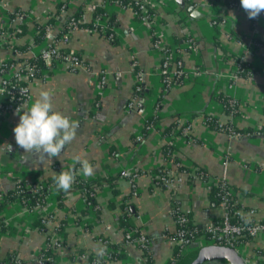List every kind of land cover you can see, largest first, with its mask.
<instances>
[{
	"label": "crops",
	"instance_id": "obj_1",
	"mask_svg": "<svg viewBox=\"0 0 264 264\" xmlns=\"http://www.w3.org/2000/svg\"><path fill=\"white\" fill-rule=\"evenodd\" d=\"M60 1L63 0H0V27L6 31L12 28L7 43L26 45L27 50L20 55L37 54L51 42L59 24L56 22L55 29L48 28L39 43L33 42L36 34L33 24H43ZM143 1L154 11L150 21L135 18L130 8L116 0H67L65 13L72 14L82 6L83 21L91 19L96 5L114 15L117 43H109L93 29L74 28L65 46L79 53L85 67L70 71L59 62L47 66L41 76L29 81L27 107L41 90L51 89L54 108L79 122L76 138L58 159L38 160L23 152L13 133L19 122L16 111L5 112L0 118V192L11 189L17 178L31 180L35 172L49 177L65 171L77 155L95 166L91 177L77 176L84 179L115 176L112 186L104 183L96 188L99 214L89 207L82 213L86 206L76 189L65 193L60 208L53 189L40 206L27 208L17 200L6 204L0 213L7 226L0 232V258L14 251L23 264H34L33 259L44 247L45 234L32 222L40 213H52V220L46 222L48 232L50 237H59L63 242L56 248L55 264H78L70 251L95 249L100 237L120 243L124 253L122 258L104 264H146L137 244L122 242L124 233L117 223L121 205L131 201L128 204L132 218L139 231L148 237L147 249L153 264H166L173 256L170 235L175 232V223L169 213L172 199L190 212L192 222L198 226L221 217L223 211L209 201V181L197 179L189 185L183 182V177L180 182L174 179L166 186L152 184L147 171L158 165L167 167L174 177L182 175V171L176 170L179 164L162 155L163 144H171V155L190 171L201 167L211 177H223L234 188L241 205L246 210L253 209L251 217L264 219V134L236 136L217 131L208 127L202 115L206 113L223 122L228 119L241 128H258L264 123V16L255 18L249 28L247 14L228 7L224 0L188 3L194 6L195 15L182 11L173 0ZM15 11L24 12L25 20L17 18ZM216 16L222 20L214 23ZM95 22L105 26L102 17ZM20 24L25 26L22 34H18ZM156 40L163 49L170 48V54L172 51L182 57L183 77L167 90H162L160 83L163 49L155 46ZM56 42L59 48L63 45ZM240 55L253 66L251 76L234 74L232 56ZM12 56L9 48L0 46V61ZM135 85L139 94L133 95ZM217 92L237 100V114L227 116L222 112L221 104L213 96ZM152 115L156 121L143 130L145 119ZM172 121L177 126L164 134L163 129ZM181 124L183 128L178 133ZM7 145H11V151ZM137 170L142 173L130 180L127 175ZM132 187L136 193L126 201L124 198L130 195ZM241 214L247 216L245 212ZM60 219L65 223L55 231L53 227ZM241 246V254L238 252L241 257L253 258L258 250H264V236L253 237Z\"/></svg>",
	"mask_w": 264,
	"mask_h": 264
},
{
	"label": "trees",
	"instance_id": "obj_2",
	"mask_svg": "<svg viewBox=\"0 0 264 264\" xmlns=\"http://www.w3.org/2000/svg\"><path fill=\"white\" fill-rule=\"evenodd\" d=\"M121 6L130 8L133 13L134 17L137 19H141V17H145L146 20L153 19L154 11L153 9L148 6L143 0H116ZM186 4H195L194 0H185ZM233 2H239L240 0H224V3L230 7ZM67 0L60 1L56 4L54 11L49 14L45 22L38 23L35 22L34 28L36 30V34L34 36V43L41 42L46 37V32L48 28L55 29L57 27V24H59L58 29H55L56 32L53 35V39L56 41L62 42V46L59 48V57L62 58L65 54L70 52L65 44L67 42V37L69 35V28H82V29H93L97 31L100 35L104 36L106 39L109 40V43L116 44L117 39L115 37L114 33V26L116 24L114 15L107 14L106 11L103 9V7L96 5L92 9V16L89 21H83L81 20L82 17V6L78 8L77 11H75L72 14L65 13ZM182 11L185 12L184 9ZM16 13V11L14 12ZM102 17L104 19L105 26L103 27L102 24H98L95 22V19ZM222 17L216 16L213 18L214 23L221 21ZM181 19L179 20V22ZM57 22V24H56ZM255 22V19L249 18V28L253 27V24ZM19 32L18 34H22L25 31L24 24L19 25ZM8 33L12 32V28L7 29ZM155 37L152 36V40L154 42ZM178 38H175V41ZM3 47L9 48L13 52V56L7 60L4 61L5 64L9 65L11 63H16L21 65V67L27 66L28 69H25L27 71V79L30 81L34 77H39L42 74L43 69L47 67L45 61L41 58L40 54L37 53L34 56L26 57L23 55H20L21 52H25L27 50L26 45L21 46H15L11 45L10 43H5L2 45ZM165 47H169V45H166ZM250 48V47H249ZM248 48V49H249ZM170 49V48H166ZM187 51V50H186ZM74 55L79 57V53L76 51H72ZM180 54L175 57V60L180 59L182 60V57ZM232 59H234V74L236 76H242V77H248L251 76L253 72V66L250 62L247 60H244L241 55L240 56H232ZM59 60H54L51 62V65H55L59 63ZM237 64V67L235 65ZM179 68L183 69V66L181 65ZM183 77V75H182ZM181 81V78H179L177 81L171 82V84L179 83ZM27 81L23 79H14L11 78L9 83L6 85L5 89L0 92V118L5 112L12 111L14 106L17 104L19 99L23 98V89L27 86ZM162 86V85H161ZM163 90V87H162ZM138 93V89L136 88V85L133 88V95ZM139 94V93H138ZM214 98L216 101H218L222 106V112L225 115H233L238 113L239 105L237 100L233 99L232 97L223 94L222 92H217L214 95ZM158 105V104H157ZM262 113L264 115V106L262 107ZM203 117L206 115L202 114ZM210 117V116H209ZM155 115H152L145 119V122L142 126L143 130L148 129L150 125H152L155 122ZM206 124L209 128L217 130V131H223L227 132V127L231 129L233 133H237L240 136H251V135H257V134H264V123L258 127V128H252V127H237L233 125L228 119L223 123H218L216 117L211 116L208 121H206ZM177 126L176 121L170 122L164 129V134H169L172 130V128ZM178 133H181V129L183 128V124L179 125ZM229 134V133H228ZM173 150V147L171 144H163L161 146V152L165 159L173 162L178 163L179 165H176L177 171L182 172H188V175H184L183 182L185 184H192L195 180L200 179L203 182H206L207 178L211 177L203 168L195 167L193 174H189V169L186 167H183L178 162V158L174 155H171V152ZM69 167L66 168L65 171L68 170ZM168 170L167 167L163 165H158L154 168L149 169L147 172L151 176V182L154 185L157 186H164L162 183V177L165 176L166 171ZM60 173V172H59ZM58 173V174H59ZM142 171L137 170L136 172L130 173L127 175V177L131 180L132 178L136 177L137 175L141 174ZM146 173V172H145ZM39 172H35L31 175V180L27 181L25 179H19L17 178L13 187L11 189H8L5 192H0V213L3 210L4 206L14 200H17L20 202L21 205L26 206L27 208H33L35 206H40L44 203L45 196L50 192V190H55L57 192V207L60 208L63 205V199L65 198L64 191H57L56 188L53 186L54 182L52 180V176L49 177H41L39 176ZM115 176H107V177H96L94 179H84L79 176L76 177V180L74 184L72 185L71 189L78 190L85 202V209L82 210V213L85 214L88 209L86 208H92L99 214L100 207L98 206L96 200H95V192L96 188L100 186L101 184L107 183L110 184L112 180H114ZM214 178V177H212ZM28 184V186H26ZM33 185H36L34 187ZM112 186V184H110ZM228 186L232 189L234 192V188L228 184ZM220 189L219 187H213L208 191V198L209 201L214 203L215 205L220 206ZM113 192L116 194L117 191L113 189ZM130 195L128 197H125L126 201L131 199V196L133 193H136L135 187H132L130 191ZM228 196L227 199V211L228 215L231 221H239L242 223H248L253 220L251 217H247L242 215L241 213H238L237 210L245 209L246 207L242 206L241 202L238 200L237 195L234 193ZM242 192V191H241ZM177 201L176 199L171 200V204ZM132 203L129 202H123L122 206V212L117 216V223L118 226L122 229V232L124 233L123 237V243L125 242H134V240L139 235H144L139 231V226L136 224V222L132 218L131 210L129 209V204ZM108 205H112L109 203ZM172 217L173 220L177 219L179 216H184L187 219L186 225L188 228L194 230V235H199L204 233V225L198 226L196 223H193L191 220V214L190 212H181L179 209L172 207ZM53 214L48 213L45 216L38 214L32 224L34 227H36L38 230H41L45 234V246L39 251V253L36 255V257L33 259V262L35 259L41 257V258H48L43 264H55L54 258L56 255V248L62 245V241L58 238H55L56 244H51V237H50V231L48 232V228L46 225V221L52 220ZM221 217H214L212 219V223L219 224L221 222ZM264 220V219H262ZM57 225L53 227L55 231H58L61 229L62 225L65 223L64 219H60L57 221ZM89 225H87L88 227ZM86 227V228H87ZM7 229V226L5 225L2 217L0 216V232L5 231ZM130 232V233H128ZM171 236H174V234H171ZM145 238L148 239L146 235H144ZM209 237L206 236L205 240H207ZM242 239L243 242H248L250 239L247 236H244ZM99 240L106 241V245L109 247V250L107 251V257L101 258V264H104L108 261L117 260L123 257V252L121 249L120 243H114L110 242L106 237H100ZM99 242V241H98ZM208 243L205 241V244ZM58 244V246H56ZM54 245V246H53ZM138 247H140L138 245ZM97 248V247H96ZM95 248V249H96ZM142 250V255L145 258L146 264H153L151 254L149 253L147 246L146 247H140ZM95 249H84V248H76L72 249L71 252V258L76 261L78 264H91L93 260H97V253ZM183 255V254H182ZM181 255L177 254L176 246L173 245V256L172 258L167 261L166 264H172L175 260H177ZM0 264H23V260L18 257L17 253L7 252L3 257L0 258Z\"/></svg>",
	"mask_w": 264,
	"mask_h": 264
},
{
	"label": "built area",
	"instance_id": "obj_3",
	"mask_svg": "<svg viewBox=\"0 0 264 264\" xmlns=\"http://www.w3.org/2000/svg\"><path fill=\"white\" fill-rule=\"evenodd\" d=\"M231 8L236 7L243 10L239 2H233L230 6ZM17 18L21 20H25L26 14L24 12H17L16 13ZM259 16H264V13H261ZM258 16V17H259ZM141 19L146 20L145 17H141ZM74 29V27L69 28V32ZM48 31V30H47ZM47 34V32H46ZM8 32L5 30V28L0 27V46L4 45L8 42ZM51 42L47 43L45 46H43L39 50V54L41 58L45 61L47 66L51 65V62L54 60H59L61 63H63L70 71L77 70L79 68H84L85 65L81 59V57H77L73 54L72 51L65 54L62 58L59 57V47L57 45L56 40L53 39V36L50 38ZM155 46L163 49V45L159 40H156ZM162 47V48H161ZM175 57L177 55H173V52L168 49L162 50V60L160 62L159 66V74H160V83L163 87V90H166L167 87L170 85L171 82L177 81L179 78L183 75V69L179 68L182 65V61L180 59L175 60ZM5 61V60H4ZM4 61H0V92H2L6 85L9 83L11 78L14 79H23L27 81V86L23 89V98L19 99L17 104L14 106L12 110L16 111L18 107H20L22 104L25 105L26 101L28 99V79H27V71L25 69H28L27 66L21 67V65L16 63H11L9 65L5 64ZM237 67V64L235 65ZM140 79V78H139ZM104 77L101 76L100 81H103ZM23 109H21L22 111ZM212 115L206 114L203 117L204 122L209 120V118ZM215 117V116H214ZM217 119L218 123H223L220 119ZM227 131L230 134H234L238 136L239 134L233 133L229 127H227ZM192 169L189 171V174L195 173ZM188 172H182V175L180 176H173V172L170 170L166 171L165 176L162 177V183L164 186L170 184L172 180H176L180 182L184 175H186ZM188 175V174H187ZM134 179V178H132ZM131 179V180H132ZM210 182L212 188L213 187H219L220 189V207L222 208V216H221V222L219 224L208 222L204 225V233L199 235H194V230L188 228L186 225L187 219L184 216H179L177 219L174 220L175 223V232L173 233L174 236L170 235V241L173 245L176 246L177 254L182 255L188 250H190L192 247L191 245L193 243H196L197 245L205 244V241L208 243H218L222 245H226L229 247L234 248L237 252H240L241 254V244L244 243L242 239L244 236L249 237V239H252L253 237H256L258 235L264 236V220H251L250 223L247 221L246 223H242L239 221H231L228 215L227 211V199L228 196L232 194V189L228 186L227 181L221 177V178H212L208 177L206 179ZM28 186V184L26 185ZM36 187V185H33ZM234 194V192H233ZM171 206L179 209L181 212H185V210L182 208V205L179 201H175L174 204L172 203L170 205L169 213L172 215ZM238 213L245 212L247 214V217H250V215L253 213V209H240L237 210ZM46 214H43L45 216ZM47 222V221H46ZM208 236L209 238L205 240V237ZM148 239L144 237V235H139L135 240L134 243L139 245L140 247H146L147 246ZM51 244H56L55 237H51ZM99 245H106V241L99 240ZM45 246V245H44ZM54 246V245H53ZM58 246V244L56 245ZM107 246V245H106ZM109 250V247L107 246V251ZM103 257H107V252ZM243 260L246 264H264V250L260 251L258 250L257 253H255V256L253 258H246L243 257ZM48 258H37L34 261V264H43ZM95 260L91 262V264H94Z\"/></svg>",
	"mask_w": 264,
	"mask_h": 264
},
{
	"label": "clouds",
	"instance_id": "obj_4",
	"mask_svg": "<svg viewBox=\"0 0 264 264\" xmlns=\"http://www.w3.org/2000/svg\"><path fill=\"white\" fill-rule=\"evenodd\" d=\"M240 5L250 19L264 13V0H240ZM53 97V90H41L30 107L23 104L18 107L16 113L19 115V122L13 128L15 142L24 153H30L38 160L47 159L50 162L53 157L58 159L65 147L76 138L79 127L78 121L54 108ZM21 109L23 114H20ZM7 146V150L11 151V145ZM77 164L79 168L76 167ZM94 172L95 166L88 159L77 155L67 171H61L59 174L54 172L53 186L57 191L68 192L77 175L91 177ZM95 251L96 264H101L107 246L98 245Z\"/></svg>",
	"mask_w": 264,
	"mask_h": 264
},
{
	"label": "water",
	"instance_id": "obj_5",
	"mask_svg": "<svg viewBox=\"0 0 264 264\" xmlns=\"http://www.w3.org/2000/svg\"><path fill=\"white\" fill-rule=\"evenodd\" d=\"M180 9H185L190 15H195L193 5H187L185 0H173ZM191 249L181 255L172 264H246L241 255L232 247L206 243H193Z\"/></svg>",
	"mask_w": 264,
	"mask_h": 264
},
{
	"label": "rangeland",
	"instance_id": "obj_6",
	"mask_svg": "<svg viewBox=\"0 0 264 264\" xmlns=\"http://www.w3.org/2000/svg\"><path fill=\"white\" fill-rule=\"evenodd\" d=\"M233 9H237V10H241V11H243L244 13H246L244 10H242V9H240V8H236V7H233ZM144 21H147V20H144ZM147 23V22H146ZM148 24H150V23H148ZM252 42V41H251ZM254 43L252 42L251 43V45H253ZM173 84H171V85H169L168 87H167V89L170 87V86H172ZM166 89V90H167Z\"/></svg>",
	"mask_w": 264,
	"mask_h": 264
}]
</instances>
